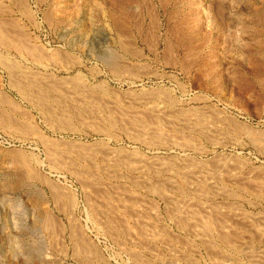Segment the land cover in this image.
<instances>
[{
	"label": "rangeland",
	"instance_id": "1",
	"mask_svg": "<svg viewBox=\"0 0 264 264\" xmlns=\"http://www.w3.org/2000/svg\"><path fill=\"white\" fill-rule=\"evenodd\" d=\"M263 13L0 0V264H264V154L200 158L225 138L187 112L264 130Z\"/></svg>",
	"mask_w": 264,
	"mask_h": 264
},
{
	"label": "bare ground",
	"instance_id": "2",
	"mask_svg": "<svg viewBox=\"0 0 264 264\" xmlns=\"http://www.w3.org/2000/svg\"><path fill=\"white\" fill-rule=\"evenodd\" d=\"M18 1V0H16ZM13 2V1H12ZM14 6V5H13ZM23 6V5H21ZM264 14V13H263ZM47 16V15H46ZM7 30V29H6ZM5 30V31H6ZM8 32V31H7ZM6 33V32H5ZM24 38V37H23ZM20 40V39H19ZM2 45V44H1ZM13 45V44H12ZM15 45V44H14ZM13 45V46H14ZM31 46V45H30ZM165 52V51H164ZM164 54V53H163ZM61 56V55H60ZM44 59V58H43ZM115 67V66H114ZM113 67V68H114ZM77 77V76H75ZM73 82V81H72ZM75 82V81H74ZM81 82V81H80ZM85 84V83H84ZM82 84V85H84ZM29 85V84H28ZM32 86V84H31ZM99 86V85H98ZM102 86V85H101ZM33 87V86H32ZM93 87V86H91ZM27 88V87H26ZM24 87V89H26ZM97 88V87H96ZM106 88V87H105ZM93 91V89H91L90 87L88 88V90ZM108 90V88H106ZM28 90V88H27ZM47 90V89H46ZM77 90V89H76ZM84 90V89H82ZM86 90V89H85ZM95 90V88H94ZM98 90V89H97ZM103 90V89H102ZM110 90V89H109ZM108 90V91H109ZM26 91V90H25ZM23 90L24 93L25 92ZM29 91V90H28ZM42 91V90H41ZM48 91V90H47ZM113 91V90H112ZM160 91V90H159ZM53 92V91H51ZM79 92V91H78ZM98 92V91H97ZM156 94V91H154ZM162 92V91H160ZM159 92V93H160ZM164 92V91H163ZM29 93V92H28ZM42 93V92H40ZM85 93V92H84ZM116 93V92H115ZM119 93V92H118ZM117 93V94H118ZM166 93V92H165ZM120 94V93H119ZM39 95V94H38ZM41 95V94H40ZM104 95V94H103ZM115 95V94H114ZM123 94L120 95V97ZM146 94H144L145 96ZM28 96V95H27ZM119 96V95H118ZM149 96V95H148ZM155 96V95H154ZM165 96V95H164ZM169 96V95H168ZM40 97V96H39ZM94 97V96H92ZM90 97V99L92 98ZM99 97V96H97ZM119 97V98H120ZM139 97V96H138ZM150 97V96H149ZM21 98V97H20ZM24 98V97H23ZM23 98H21L22 100H24ZM89 98V97H88ZM96 98V97H94ZM92 98V99H94ZM145 98V97H144ZM147 98V97H146ZM157 98V97H155ZM7 99V98H6ZM98 99V98H97ZM100 100L103 98H99ZM106 99V98H105ZM104 99V100H105ZM8 100V99H7ZM147 100V99H146ZM152 99H150L151 101ZM205 100V99H204ZM42 101V100H41ZM9 102V101H8ZM164 102V101H163ZM166 102V101H165ZM177 102L174 100V103ZM15 103V102H14ZM197 105H200L199 107H191L187 112L191 114V116L195 119H193L195 121V123L198 126H206L209 127V130H214L219 132L222 136H224L225 141H223L222 143H213L211 144L210 149H204V150H200V152L198 153L200 158L203 157H207L208 155L217 152V150H231V151H237L239 153L245 151L248 148H251L256 155H263L264 154V130H260L256 125H252L250 123H248L247 121L242 122L239 120L238 117L233 116L227 112H225L223 108H219L218 106H214V105H209L207 104L206 101H195L194 102ZM176 104V103H175ZM166 107V106H165ZM180 110V109H179ZM184 113H186L184 111ZM182 114V113H181ZM14 119V118H13ZM192 121V120H190ZM193 121V122H194ZM12 122V121H11ZM197 126V127H198ZM65 127V126H64ZM205 129V130H208ZM213 131V132H214ZM216 133V132H214ZM202 134V133H201ZM215 135V134H214ZM218 135V133H217ZM211 137V136H210ZM206 138V137H205ZM224 140V139H223ZM213 142V141H212ZM209 143V142H208ZM233 152V153H234ZM18 154V153H17ZM238 155V153H236ZM138 155V154H136ZM16 156V155H15ZM232 156V155H231ZM235 158H237L236 155ZM232 156V157H233ZM20 157V156H19ZM230 158V157H229ZM24 159V158H22ZM21 159V160H22ZM230 160V159H229ZM234 161V160H233ZM235 161H237L235 159ZM249 161V160H248ZM247 162V160H246ZM252 163V162H251ZM247 164V163H246ZM247 165H251V164H247ZM26 166V165H25ZM228 167V166H227ZM241 167V166H240ZM243 169V168H242ZM248 172V170H247ZM256 185V184H255ZM263 185V184H262ZM250 191V190H249ZM263 191V190H262ZM260 196V195H259ZM255 197V196H254ZM73 201V200H72ZM264 218V215H262ZM263 220V219H262ZM259 222H261L259 220ZM264 222V221H263ZM262 223V222H261ZM264 223H262L263 225ZM245 225V224H244ZM260 225V224H259ZM260 225V226H262ZM258 226V225H257ZM264 227V225H263ZM251 228V227H250ZM258 228V227H257ZM261 228V227H259ZM263 230V229H262ZM219 239V238H218ZM79 240V239H78ZM223 243V242H222Z\"/></svg>",
	"mask_w": 264,
	"mask_h": 264
}]
</instances>
